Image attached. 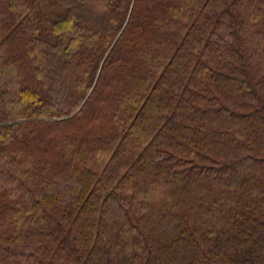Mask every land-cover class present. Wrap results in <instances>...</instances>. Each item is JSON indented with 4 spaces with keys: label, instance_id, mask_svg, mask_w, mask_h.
<instances>
[{
    "label": "trees",
    "instance_id": "obj_1",
    "mask_svg": "<svg viewBox=\"0 0 264 264\" xmlns=\"http://www.w3.org/2000/svg\"><path fill=\"white\" fill-rule=\"evenodd\" d=\"M0 264H264V0H0Z\"/></svg>",
    "mask_w": 264,
    "mask_h": 264
}]
</instances>
